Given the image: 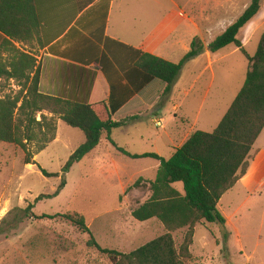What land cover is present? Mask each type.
Wrapping results in <instances>:
<instances>
[{"label": "trees", "instance_id": "16d2710c", "mask_svg": "<svg viewBox=\"0 0 264 264\" xmlns=\"http://www.w3.org/2000/svg\"><path fill=\"white\" fill-rule=\"evenodd\" d=\"M55 1L72 5L81 12L97 0H0V79L16 81L21 87L15 96L0 98V142L18 146L24 152L25 165H30L36 164L35 157L56 140L58 120L84 133L86 140L66 163L61 185L53 195H41L37 201L57 197L66 186L65 175L100 145L105 134L118 152L131 159L158 160L160 167L156 179L140 178L124 194L149 193V198L137 203L131 215L139 222L156 219L164 226L165 233L131 253L102 248L80 213L45 218L70 222L89 236L87 246L106 255L112 264H188L193 259L191 246L195 227L226 224L218 208L219 202L246 174L250 153L264 131V34L254 56L248 54L239 38L240 32L260 14L264 0H252L243 15L207 47L200 38H194L178 64L137 51L132 67L122 78L107 52L110 40H106L103 50L95 45L89 51V62L100 65L110 86L109 99L95 104H82L40 92L41 64L28 48L34 41L45 47L67 30L66 27L53 30L43 25L46 23L43 8L52 6ZM110 2L101 1L105 10L102 29ZM229 46L243 53L249 68L244 86L214 132L193 133L169 159L156 154L133 155L112 141L113 130L138 119L132 116L114 121V115L145 87L155 80L164 83L161 99L165 100L172 94L186 64L206 50L217 53ZM42 172L48 178H59V174ZM177 183L183 184L184 193L175 187ZM32 209L33 205H29L25 213L29 214ZM184 229H188L187 235L178 249L174 234Z\"/></svg>", "mask_w": 264, "mask_h": 264}, {"label": "crops", "instance_id": "0c3cea01", "mask_svg": "<svg viewBox=\"0 0 264 264\" xmlns=\"http://www.w3.org/2000/svg\"><path fill=\"white\" fill-rule=\"evenodd\" d=\"M101 1L97 0L81 12H78V9L72 5L66 6L56 1L52 6L43 8V20L46 22L44 26L47 25L46 27L53 28V30L66 27L67 30L60 38L45 47L40 42L34 41L32 47L28 48L41 64V93L82 104L106 101L110 97V86L101 72L100 65L95 61L89 62V51L95 45L103 50L106 40H110L107 44L109 46L107 52L115 62L120 76L124 78L125 73L133 65L137 51L175 63L170 60L171 57L175 55L183 59L194 38H200L207 47L238 20L252 2V0H111L106 24L102 29L101 19L105 10L101 6ZM260 14L240 32L239 38L244 47L248 40L247 28L259 22ZM56 32L57 30L53 33ZM239 51L234 46L226 47L217 53L206 50L201 56L186 64L172 94L167 99H161L166 85L155 80L121 108L114 115L113 120L121 121L138 116L137 120L129 124L138 122L143 112L149 109L161 110L167 102L173 101L172 110L176 113L174 118L183 126L179 128L177 125L176 130L179 131L180 138L171 141V144L175 145L174 154L175 150L180 148L193 133L197 131L210 133L209 129H215L231 107L232 104L229 108L227 105L233 99V95L235 93L238 95L240 92L239 86L230 89V74L223 71V74L218 75L216 66L226 65L228 60L235 57ZM248 68L249 66L246 67V73ZM207 74L208 77H206ZM122 83L125 84L126 81L123 79ZM215 89L217 91L224 89L225 92H220V94H224L226 100L217 105H210L211 108L219 109L218 115L213 119L210 118L209 124L201 123L199 117L201 111ZM177 115H180V118ZM151 122L158 130H166V120L158 118L157 114H154ZM129 124L122 128H127ZM165 134L170 137L169 133L165 132ZM113 135L114 133H111V137ZM156 135L159 137L160 133ZM104 140L111 143L107 134L103 136L100 145ZM112 141L133 155L156 154L160 156L155 151L143 154L130 152L128 146L118 143L115 138ZM152 167L158 172L160 162L156 167L155 165ZM105 169V166L101 168L103 172L106 171ZM108 171L112 176L113 173L119 175L115 167L108 168ZM236 188H240L246 197L240 206L229 211L227 209H230L232 202L226 201L227 196ZM126 189L124 186L123 191L125 192ZM263 194L264 131L250 153L246 174L219 202L218 208L226 219V224L222 229L218 228L215 233L211 232L215 244L218 247H221V244L225 245L229 253L232 252L230 244L236 241L238 248L235 249V254L242 256L249 264L254 258L258 264H264V222L255 234L245 229L239 222L253 217L256 205L261 202ZM261 214L260 218L264 221V208ZM152 220L149 221L158 222L160 227L163 226L156 219ZM239 224L241 227L238 226ZM206 225L210 228L213 224ZM200 226L204 227L201 224ZM209 228H205L207 229L205 234H210ZM208 235L199 234L196 228L191 246L195 262L202 263L203 261L207 251V242L211 243L209 242L211 237L209 235V238ZM249 242H251V247H248Z\"/></svg>", "mask_w": 264, "mask_h": 264}, {"label": "rangeland", "instance_id": "374dc122", "mask_svg": "<svg viewBox=\"0 0 264 264\" xmlns=\"http://www.w3.org/2000/svg\"><path fill=\"white\" fill-rule=\"evenodd\" d=\"M260 13L259 22L247 28L245 48L250 56L256 54L264 34V1ZM170 60L178 64L182 59L173 55ZM246 67L248 60L239 51L226 65H217L216 71L218 75L223 74V71L230 74V89L239 86L238 90H241L246 82ZM20 90L18 82L0 79V98L15 96ZM215 92L201 111V123L209 124L210 118L218 115L219 109L211 108L210 105L226 100L224 94H220L225 92L224 89H215ZM236 96L237 93L229 101L228 108ZM173 105L174 102L169 101L161 110L147 109V112L142 113L140 121L129 124L127 128L114 130L112 140L115 138L118 143L128 146L130 152L143 154L155 151L162 158H171L175 146L171 141L180 138L176 127H183L174 118L176 113L172 110ZM45 114L50 115L48 112ZM154 114L166 120V130H158L154 126L151 122ZM177 116L180 118V115ZM37 119L40 120V114ZM215 129H209V132L212 133ZM156 133H160L159 137ZM85 140L81 130L69 127L60 120L57 140L35 157L36 164L30 165H25L24 152L18 146L0 142V264H112L106 255L89 248V236L82 234L70 222L62 218H45L68 212H77L86 218L88 227L102 248L125 254L164 234V228L158 222H139L131 215L137 203L145 202L149 195L139 191L123 194L124 186L128 188L142 177L155 180L157 170L152 166L156 167L159 162L125 157L106 140L65 175L66 186L57 197L37 201L41 195H53L56 192L62 183L66 163ZM103 166L106 167L105 172L101 170ZM114 167L118 169L119 175L113 173L112 176L108 171V168ZM42 170L59 174V178H48ZM175 187L184 193L183 184L177 183ZM122 194L124 196L121 199ZM245 197L240 188L230 192L226 201L232 203L227 210H235ZM262 197L253 217L239 222L254 234L264 222L260 218L264 208V194ZM29 205H33V209L26 214L25 210ZM201 225L204 227L197 225L195 230L198 228L199 234L208 235L205 234V228L209 226ZM218 228L222 229L223 226L213 224L209 228L211 243L207 242L202 263L191 259L188 264H249L242 256L235 254V249L238 248L236 241L230 244V253L225 245L218 247L215 244L211 232L215 233ZM187 231L188 229H184L174 234L178 249L184 243ZM248 247H251V242ZM250 264H258V261L254 258Z\"/></svg>", "mask_w": 264, "mask_h": 264}, {"label": "built area", "instance_id": "2783aa9c", "mask_svg": "<svg viewBox=\"0 0 264 264\" xmlns=\"http://www.w3.org/2000/svg\"><path fill=\"white\" fill-rule=\"evenodd\" d=\"M159 125V124H158Z\"/></svg>", "mask_w": 264, "mask_h": 264}]
</instances>
